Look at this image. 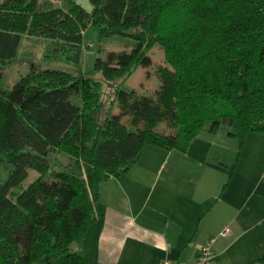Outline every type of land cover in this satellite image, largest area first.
Returning a JSON list of instances; mask_svg holds the SVG:
<instances>
[{"label": "trees", "instance_id": "trees-1", "mask_svg": "<svg viewBox=\"0 0 264 264\" xmlns=\"http://www.w3.org/2000/svg\"><path fill=\"white\" fill-rule=\"evenodd\" d=\"M68 1L43 9L0 0V81L24 35L44 40L43 62L78 68L86 24L135 40L95 59L105 81L150 66L153 44L167 66L150 95L115 86L113 115L100 81L68 71L30 63L0 88V164L11 166L0 182V243L18 264H89L70 245L100 215L94 187L126 174L146 145L185 151L205 122L209 131L226 123L242 136L264 134V0H89L90 14ZM28 170L38 177L19 190ZM8 257L0 252V264Z\"/></svg>", "mask_w": 264, "mask_h": 264}, {"label": "crops", "instance_id": "crops-1", "mask_svg": "<svg viewBox=\"0 0 264 264\" xmlns=\"http://www.w3.org/2000/svg\"><path fill=\"white\" fill-rule=\"evenodd\" d=\"M197 138L183 153L194 163L154 165L163 151L146 145L126 174L105 176L94 187L100 215L71 249L89 264L192 263L215 238L211 264H259L264 217L257 199H246V172L217 152H198Z\"/></svg>", "mask_w": 264, "mask_h": 264}, {"label": "rangeland", "instance_id": "rangeland-1", "mask_svg": "<svg viewBox=\"0 0 264 264\" xmlns=\"http://www.w3.org/2000/svg\"><path fill=\"white\" fill-rule=\"evenodd\" d=\"M43 9L52 7L69 6L68 0H38ZM82 43L90 47L81 50L80 62L78 68L64 62L45 63L41 60L45 42L41 38L35 36L24 35L21 39L17 55L4 68L3 76L0 81V88L10 89L17 79L28 72L29 64L33 63L38 67H50L63 71L71 72L79 77L96 80L102 83L101 99L104 101V109H110V114H117L119 110L116 103L112 104L113 89L116 86L119 89L135 90L141 95L152 94L159 86V69L166 67L164 52L158 44H153L148 52L147 57L151 60L150 66L141 67L138 65L132 73L115 82H107L102 78L100 72L94 70V61L99 58L102 61L107 60V55L112 52H128L134 45L135 40L131 36L126 35H110L101 37L97 27L86 24L82 31ZM81 92L72 97L75 103H81ZM123 123L127 122V117L122 119ZM209 123L205 122L195 137L199 142L197 151H207L211 153H219L223 159L230 164L232 168L237 167L242 172H246L248 195L246 199H257V203L262 207L258 212V216L264 217V134L250 132L242 136L236 129L226 123H220L214 130H208ZM233 133V134H232ZM150 149H162L160 154L152 162V164L161 165H184L190 161L192 155H184V151L174 149L172 154L168 150L159 148L154 145L149 146ZM157 147V148H151ZM186 151V150H185ZM192 151V150H191ZM194 151V150H193ZM138 160V159H137ZM135 159L134 163L137 161ZM132 164V165H133ZM11 166L0 164V182L5 180ZM38 177V173L34 170H28L27 177L20 184V189L25 188L29 183ZM0 252L9 255L8 264H18L14 258L12 248H5L0 243Z\"/></svg>", "mask_w": 264, "mask_h": 264}, {"label": "built area", "instance_id": "built-area-1", "mask_svg": "<svg viewBox=\"0 0 264 264\" xmlns=\"http://www.w3.org/2000/svg\"><path fill=\"white\" fill-rule=\"evenodd\" d=\"M91 43H89L88 45H84L83 49H85L86 47H90ZM221 236H226L228 234V229L225 227L221 230V232L219 233ZM215 238H211L208 241H206L205 243H203L195 257H194V261L192 263H187V262H170L168 260H161L160 264H211V259L213 257V250H212V246L214 244Z\"/></svg>", "mask_w": 264, "mask_h": 264}, {"label": "water", "instance_id": "water-1", "mask_svg": "<svg viewBox=\"0 0 264 264\" xmlns=\"http://www.w3.org/2000/svg\"><path fill=\"white\" fill-rule=\"evenodd\" d=\"M75 5H78L81 9H83L87 14H90L93 10V6L89 0H72Z\"/></svg>", "mask_w": 264, "mask_h": 264}]
</instances>
